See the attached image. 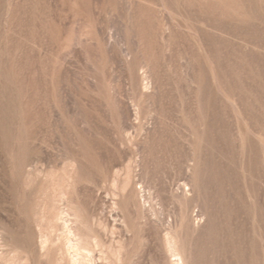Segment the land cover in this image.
Here are the masks:
<instances>
[{"label":"rangeland","instance_id":"rangeland-1","mask_svg":"<svg viewBox=\"0 0 264 264\" xmlns=\"http://www.w3.org/2000/svg\"><path fill=\"white\" fill-rule=\"evenodd\" d=\"M62 212L92 264H264V0H0V263L71 264Z\"/></svg>","mask_w":264,"mask_h":264},{"label":"bare ground","instance_id":"bare-ground-1","mask_svg":"<svg viewBox=\"0 0 264 264\" xmlns=\"http://www.w3.org/2000/svg\"><path fill=\"white\" fill-rule=\"evenodd\" d=\"M143 76V75H142ZM148 80V79H147ZM147 86V85H146ZM135 106V105H134ZM67 181V180H66ZM63 208V207H62ZM63 213V212H62ZM80 214V213H79ZM63 215H65L63 213ZM67 215V214H66ZM65 215V216H66ZM68 216L64 217L63 216V219H64V230H65V243L67 245V249L69 250L70 252V257H71V264H92L93 263V259H92V256L89 255L87 252H84V249L85 248L83 245H81V242L80 240L77 238L78 236V233L75 232V228L73 227L74 225H72L74 223H71L72 219L69 220L67 218ZM70 218V217H69ZM50 229V228H49ZM82 232V231H81ZM83 234V233H82ZM84 235V234H83ZM47 237V235H46ZM50 237V236H48ZM80 237V236H78ZM85 237V236H84ZM83 237V239H84ZM49 239V238H48ZM86 240V239H85ZM48 241V240H47ZM84 243V242H83ZM1 244V243H0ZM87 251V250H86ZM90 253V252H89ZM180 256V255H179ZM20 257V256H19ZM52 257V256H51ZM17 258V257H16ZM4 259V258H3ZM23 259V258H22ZM15 260V259H14ZM59 262V261H58ZM185 261L183 260V257H180L179 259L176 260V263L177 264H185L184 263ZM1 264V263H0ZM19 264V263H18ZM23 264V263H21ZM128 264V263H127Z\"/></svg>","mask_w":264,"mask_h":264}]
</instances>
